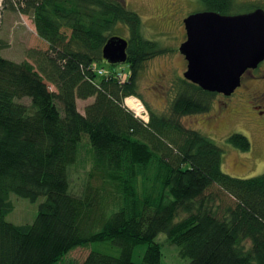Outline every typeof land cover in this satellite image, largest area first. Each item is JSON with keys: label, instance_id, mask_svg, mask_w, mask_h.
<instances>
[{"label": "trees", "instance_id": "1", "mask_svg": "<svg viewBox=\"0 0 264 264\" xmlns=\"http://www.w3.org/2000/svg\"><path fill=\"white\" fill-rule=\"evenodd\" d=\"M12 2L3 0L0 27L12 4L32 16L49 49L30 52L34 63L0 55V264H56L79 247L105 242L121 254L92 251L83 264H161V233L191 264H264V172L247 179L225 174L223 149L180 121L208 113L217 94L176 79L167 113L144 105L150 117L144 122L125 101H141L145 64L173 51L144 37L140 15L124 0ZM199 2L204 12L240 15L235 0ZM125 32L128 73L109 64L112 73L100 75L108 64L104 46ZM91 98L82 114L78 100ZM84 138L95 170L119 192L117 211L89 187L71 193L69 168ZM228 142L242 152L252 147L241 133ZM11 194L45 198L33 224L6 221ZM143 245L136 263L134 251Z\"/></svg>", "mask_w": 264, "mask_h": 264}, {"label": "rangeland", "instance_id": "2", "mask_svg": "<svg viewBox=\"0 0 264 264\" xmlns=\"http://www.w3.org/2000/svg\"><path fill=\"white\" fill-rule=\"evenodd\" d=\"M12 1L15 2V0ZM235 2L238 7L236 14L244 13L248 6L257 5L255 0H235ZM124 3L129 10L140 15L146 39L173 51L147 62L139 79L138 96L140 100L145 106L148 104L153 111L162 115L167 113V108L174 98L173 82L184 77L182 74L184 71L183 57L179 52L182 42L181 21L186 15L202 11V5L199 0H124ZM31 18L30 14H21L16 7L13 8L12 4L6 9L3 24L0 27V55L2 57L18 63L23 61L34 63L30 52H45L49 49L47 42L38 36ZM121 37L127 39V32ZM104 67L106 72L112 73L113 67L109 64H105ZM114 69L128 73L129 66L125 63L116 65ZM162 74L167 76L164 77L163 85L159 86L157 83L160 78L157 76ZM253 74L257 76L264 74V61L253 71ZM51 88L55 90L54 87L51 86ZM238 91L234 97L236 104L241 106L240 113L224 124L213 123L211 125L213 131L205 127L210 121L206 117L217 114L218 101L221 99L217 96L214 97L208 113L185 116L180 121L184 127L199 130L223 149L222 170L225 174L247 179L264 172V120L251 109L249 90L246 87H240ZM93 102L94 98L85 101L78 100V110L84 114L85 108ZM26 103L30 104L29 101ZM125 105L127 106V101ZM235 133L244 134L249 138L252 145L250 151L242 152L228 142L229 137ZM84 139L78 148L77 162L69 168L71 193L83 194L89 187L92 190L91 195L97 192L105 203L111 205L110 210L117 211L119 192L115 186L105 182L106 178L101 172L95 170L91 144L87 138ZM44 200L45 198L41 197L38 201L31 202L11 194L10 202L14 209L6 217V221L15 225L33 224L39 211V205ZM156 242L162 249L161 264H191V259L182 257L180 249L169 242L165 233L159 234ZM146 250V245L136 248L133 261L140 263ZM92 251L115 257L121 254L120 248L110 242L93 243L71 251L56 264H83Z\"/></svg>", "mask_w": 264, "mask_h": 264}, {"label": "water", "instance_id": "3", "mask_svg": "<svg viewBox=\"0 0 264 264\" xmlns=\"http://www.w3.org/2000/svg\"><path fill=\"white\" fill-rule=\"evenodd\" d=\"M187 41L179 51L187 60L184 79L210 93L231 96L241 77L264 61V10L226 16L198 12L185 19ZM127 39L113 37L103 48L110 65L128 61Z\"/></svg>", "mask_w": 264, "mask_h": 264}, {"label": "flooded vegetation", "instance_id": "4", "mask_svg": "<svg viewBox=\"0 0 264 264\" xmlns=\"http://www.w3.org/2000/svg\"><path fill=\"white\" fill-rule=\"evenodd\" d=\"M255 1L257 2V5H254L253 11L257 9L264 10V0H255ZM198 12H204V10L202 9V11H197L183 17L181 21V34H182L181 45L185 43L188 39L187 37L188 30H187V25L185 24V19L188 18V16ZM181 45L179 46V48L181 47ZM181 56L183 57L182 60L184 66V71L182 74H184L187 69L188 63L185 56L182 54ZM253 71L255 70H249L245 72V74L241 77V87H246V89L249 90V96H250L249 104L251 106V109L257 112V116H259L261 119H264V74H260L259 76H257L253 74ZM165 76L167 75L162 74L157 76V78H160L159 79L160 81H158L157 83L159 86L163 85L162 82L165 80L164 78ZM238 90L239 88L235 91L234 94L228 97L224 96L223 94H217V97L221 98L220 101H218L219 107L217 114L212 116L208 115L206 117L209 118L210 121L208 122V126L206 125L205 127H209L211 131H213L211 126L213 123L216 125L224 124L230 121L231 119H233L235 115L240 113L241 106L236 104V100L234 97L239 92Z\"/></svg>", "mask_w": 264, "mask_h": 264}, {"label": "built area", "instance_id": "5", "mask_svg": "<svg viewBox=\"0 0 264 264\" xmlns=\"http://www.w3.org/2000/svg\"><path fill=\"white\" fill-rule=\"evenodd\" d=\"M3 8V0H0V20L2 18V14H1V9ZM100 75H107L106 71L101 69L99 71ZM127 79V75H120V80L125 82ZM138 100V99H136ZM127 101V99H126ZM125 101V102H126ZM142 107H143V111H141L140 113H137L134 109L130 108V106L127 104V108L132 112H134L133 114L137 117V118H140L142 119L144 122H148L149 121V114H148V111L146 110L145 106L142 104V102L140 101Z\"/></svg>", "mask_w": 264, "mask_h": 264}, {"label": "bare ground", "instance_id": "6", "mask_svg": "<svg viewBox=\"0 0 264 264\" xmlns=\"http://www.w3.org/2000/svg\"><path fill=\"white\" fill-rule=\"evenodd\" d=\"M127 104L134 109L137 113H140L141 111H143V107L140 103L139 100H136L135 97H131L129 99H127Z\"/></svg>", "mask_w": 264, "mask_h": 264}]
</instances>
